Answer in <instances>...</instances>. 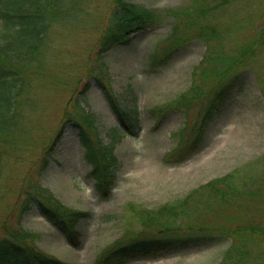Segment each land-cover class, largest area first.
<instances>
[{"label":"rangeland","instance_id":"374dc122","mask_svg":"<svg viewBox=\"0 0 264 264\" xmlns=\"http://www.w3.org/2000/svg\"><path fill=\"white\" fill-rule=\"evenodd\" d=\"M86 1L84 24L55 28L43 71L30 80L27 89H36L34 102L40 109L28 118L24 138L30 147L19 157L5 158L0 187L6 186L5 200L10 203L11 192L28 177L49 189L59 206L88 215L78 224L81 243L74 248L44 217L31 212L22 221L27 243L63 263L93 264L125 235L144 234L145 228L156 231L168 218L158 212L163 206L183 209L179 219L172 220L183 232L193 231L188 224L216 232L217 227L264 218V0H124L156 10L163 18L158 26L133 35L128 45L104 52L99 51L98 38L113 27L106 23L108 13L105 16L112 0ZM170 10L181 11V18L168 15ZM197 11H206L201 22L212 30L208 40L192 38L196 27L190 21ZM180 36L190 38L162 66L151 67V55L168 49ZM256 42L261 46L254 55L222 81L199 77L205 57L220 58L216 62L221 70ZM89 71L101 77L136 120V134L121 130V136L112 137L118 119ZM229 76L235 81L228 96L207 123H202L207 105L180 102L181 95H191L194 82L201 89L200 101H207L208 93L212 97ZM70 100L90 113L102 144L113 147L117 179L106 199L94 190L77 128L67 125L50 156H42L41 149L54 137ZM202 124L201 138L189 145L193 128ZM174 150L180 151L177 157L167 156ZM221 178L232 190L231 202L210 198L205 187ZM250 193L256 197H247ZM145 212L153 215L150 220L155 224H141L139 215ZM230 244L227 237L210 246L127 264H221ZM248 250L245 264H264V241L249 244Z\"/></svg>","mask_w":264,"mask_h":264},{"label":"trees","instance_id":"16d2710c","mask_svg":"<svg viewBox=\"0 0 264 264\" xmlns=\"http://www.w3.org/2000/svg\"><path fill=\"white\" fill-rule=\"evenodd\" d=\"M87 3L89 1L86 0H0V171L6 160L14 155L19 157L30 147L24 138L28 118L34 116L40 109L34 102L36 89L27 88L30 86V80H35L36 75L43 71L44 56L48 52L55 28L69 24L83 25L81 14ZM205 12L197 11L196 19L190 21V24L196 27L195 36L191 35L192 38L209 39L207 34H211L212 30L201 22ZM106 14L109 15L106 23H111L113 27L109 32L104 33L103 37L98 38V47L101 52L116 46L128 45L133 35L158 26L163 18L162 14L156 10L128 4L124 0H112L107 6L105 16ZM168 15L178 19L181 18L182 12L170 10ZM103 22L101 19L102 24ZM96 26L99 28V25ZM261 37L260 34L259 38ZM189 38L177 37L168 49L154 52L150 57L149 65L162 66ZM260 43L263 44V39ZM260 43L256 42L240 50L238 56L225 63L221 70L216 62L220 61V58L212 54L205 57V60L200 63L202 65L199 67V77L216 80V82L222 81L232 69L249 60L257 46H261ZM89 78H94V82L101 89L118 119L119 125L113 129L112 137L116 138L117 134L121 136V130L136 134V120L129 117V113L113 91L105 86L101 77L93 76L90 71ZM228 78L221 86L218 85L219 88L212 97L208 93L207 101H200L201 89H197L198 85L194 82L189 88L191 95L188 98L186 94L181 95L180 102L207 105V111L202 120L205 124L226 100L236 77ZM203 124L193 128L187 142L189 145L193 146L199 141L203 134ZM67 125L77 128L78 140L85 149V161L91 167L89 176L94 180V190L99 198L106 199L117 179L115 172L117 158L113 153V147L102 144L93 126L90 113L81 108L78 103L69 101L54 137L41 149L42 156L45 155L46 158L50 156ZM91 133L95 135L92 136ZM175 151L167 156L177 157L180 151ZM8 156L9 158L5 160ZM16 159H14L15 162ZM44 164L48 165L47 159ZM225 184L224 178L210 181L205 186L208 187L210 198L231 202L232 190ZM5 188L6 186L0 187V207H4V214L0 216V264H67L30 246L26 241L27 235L22 229V221L26 215L35 212L54 226L70 246L77 248L81 243V232L77 227L88 214L59 206L55 203L49 189L34 183L28 177L23 178L17 190L11 192L10 203L5 200L8 197V191ZM247 197L255 198L256 194L250 193ZM187 201H182L181 206ZM182 211L181 207L163 206L158 212L168 214V218L159 224L156 231L150 229L152 232L149 233L150 230L145 228L144 234L135 237L125 235L123 239L117 240L105 249L93 264H127L136 258L156 259L168 252L201 245L210 246L227 237H230L231 244L221 264H245L249 256L248 245L264 241V218L242 221L223 228L217 227L216 232L206 231L207 229L200 224H188V229L193 231L183 232L181 227L176 226L172 221L178 220V215ZM152 216L147 212L143 213V216L139 215L141 224L144 227L155 224L150 220Z\"/></svg>","mask_w":264,"mask_h":264}]
</instances>
